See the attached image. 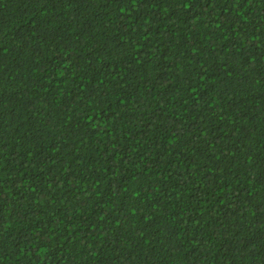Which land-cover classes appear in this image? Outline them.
Here are the masks:
<instances>
[{
  "label": "trees",
  "instance_id": "trees-1",
  "mask_svg": "<svg viewBox=\"0 0 264 264\" xmlns=\"http://www.w3.org/2000/svg\"><path fill=\"white\" fill-rule=\"evenodd\" d=\"M0 264H264V0H0Z\"/></svg>",
  "mask_w": 264,
  "mask_h": 264
}]
</instances>
